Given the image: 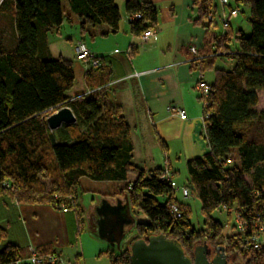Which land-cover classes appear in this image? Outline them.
I'll use <instances>...</instances> for the list:
<instances>
[{"label":"trees","instance_id":"16d2710c","mask_svg":"<svg viewBox=\"0 0 264 264\" xmlns=\"http://www.w3.org/2000/svg\"><path fill=\"white\" fill-rule=\"evenodd\" d=\"M63 1L78 18L81 37L100 26L110 34L118 31L121 16L116 0H0V15L15 33L13 42L3 40L7 23L1 24L0 197L6 195L18 205L59 209L63 203L69 208L81 179L114 183L122 187L109 197L126 196L135 220L129 229L136 234L111 264H129L132 243L159 234L177 243L190 259L195 248L205 246L221 251L227 264H264V250L245 245L252 229L249 220L264 218V107L257 108L264 99V0H232L239 13V8L247 9L250 34L233 33L228 27L219 40L211 38L213 46L207 42L208 51L191 65L204 77L211 74L203 111L209 114L204 134L210 150L186 162L185 188L195 194L206 216L205 228L200 230L190 223V207L178 202L171 185L159 179L162 169L138 170L129 181L128 173L136 171L130 128L108 107L102 88L105 80L99 75L96 85H88L90 92L70 98L66 95L73 88L72 62L42 57L38 30L46 34L61 27L66 20ZM192 6L197 13L193 24L207 34L204 21L213 10L212 1L192 0ZM124 12L134 37L156 25L157 13L146 1L126 0ZM135 15L140 18L131 19ZM231 41L237 45L233 50ZM226 61L233 63L231 69L218 66ZM92 70L85 73L87 81L94 76ZM63 107L76 121L61 126L56 137L46 119ZM172 204L178 217L171 213ZM216 211H224L228 221L231 214L238 217L248 229L239 232L233 223L226 233L227 225L210 218ZM140 214L146 222L137 221ZM6 237L0 227V242ZM36 249L54 251L50 245ZM25 256V248L7 244L0 251V264Z\"/></svg>","mask_w":264,"mask_h":264},{"label":"crops","instance_id":"0c3cea01","mask_svg":"<svg viewBox=\"0 0 264 264\" xmlns=\"http://www.w3.org/2000/svg\"><path fill=\"white\" fill-rule=\"evenodd\" d=\"M120 1L122 10L119 8L118 10L121 21L116 34H110L106 26H100L89 30L90 43L84 39L87 35L81 37L82 40L78 42L84 43L99 60V66L92 70L93 78L86 80L85 73L88 70L84 71L83 64L75 60L74 50L71 59L64 57L62 51L54 50V41L61 39L64 22L57 31L44 34L38 30L41 55L71 61L74 82V69L77 67L81 69L83 81L80 82L81 93L77 98L90 92L88 85H96L95 81L100 75L105 80L102 88L107 96L108 107L117 111L130 128L132 163L136 154H151L153 156L149 162L153 160V163L154 161L158 163L153 168L135 166V172L162 169L163 156L172 173L170 156L177 162L182 158L186 163L207 154L210 150L204 132L199 130V118L203 109L196 90V81L199 78L207 81L199 71L191 68L193 63L200 60L192 57L189 48L195 45L199 54L204 56L210 46L206 45L207 42L213 46L211 38L219 40L225 31L216 34L215 28L218 24L216 20L212 25H207L209 31L207 34L205 29L195 26L193 21L197 13L192 6V0H145L157 13V22L152 28L156 34L141 47L140 37H134L130 33L128 16L124 12L126 0ZM65 8L68 9L67 4ZM230 8L235 7L230 5ZM77 21L79 23V20ZM230 21L229 28L235 33L236 31L231 29ZM75 46L76 44L74 48ZM74 63L77 67H74ZM81 85H84L85 90H82ZM95 89L97 88L93 90ZM71 91L66 96L74 98L69 95ZM169 107L182 110L186 120L182 121L170 114L167 110ZM59 129L53 131L56 137ZM157 153L158 158H155L154 154ZM84 180L87 179H81L80 182ZM105 200L111 204L115 201L109 196ZM1 201L6 206L4 197Z\"/></svg>","mask_w":264,"mask_h":264},{"label":"rangeland","instance_id":"374dc122","mask_svg":"<svg viewBox=\"0 0 264 264\" xmlns=\"http://www.w3.org/2000/svg\"><path fill=\"white\" fill-rule=\"evenodd\" d=\"M66 2H62V7L65 9L66 21H64V27L61 30V39L54 41V50L62 51L64 57L71 59L73 55L74 45L82 40L79 29L78 19L75 15L70 13L65 8ZM116 4L120 10H122V2L116 0ZM229 5L234 7L232 0ZM225 12L228 13L229 9L226 8ZM70 17H69V16ZM238 19L231 20L230 25L233 31L240 30L243 35L248 36L250 34V25L248 23V11L246 8L241 7V13L238 15ZM68 19H70L68 21ZM215 20L218 22L215 28L216 34H221L223 27L221 21L218 19V15L215 16ZM7 23L5 27V33L1 36L3 40L13 42L15 33L9 27V20L6 17L0 15V28L1 24ZM71 22V23H70ZM84 39L87 43H90V37L86 36ZM231 50L235 49L237 45L234 41L229 44ZM75 54V52H74ZM77 65L74 63V67ZM219 67L231 69L233 63L231 61L218 63ZM83 70L89 69L86 65H83ZM75 82L72 91L69 95L77 98L80 95V82L82 77V71L77 67L74 69ZM211 74L205 75V80L210 81ZM85 90L84 85H81ZM198 93V92H197ZM199 95V93H198ZM260 99H263L260 96ZM264 100V99H263ZM263 100H260L258 109L264 107ZM200 105L202 106V101ZM203 114L199 118V130H203ZM153 155L149 154H136L134 158V166L138 167H150L153 168L156 164L155 161L150 163V158ZM160 156H162L160 152ZM155 158H158V153L154 154ZM161 164L164 167L165 158L161 157ZM170 161L173 169L172 185L174 187L175 198L178 202L186 204L190 207V223L195 230L205 228L206 216L200 210V204L194 193L190 192L187 198H183L181 189L188 187L187 185V170L186 163L181 158L177 160L170 156ZM144 164H141V163ZM153 163V164H152ZM140 165V166H139ZM148 169V168H147ZM136 176L135 171L129 172L128 179H132ZM249 182V179H246ZM81 181L80 185L75 188V193L71 195L74 197L73 204L68 208V212L64 213L56 207L47 205H18L13 202L9 197L4 195L6 200V206L2 203L0 197V227L7 232L5 240L0 242V251L7 244L25 248L26 246H32L34 248L50 245L56 253H59L64 259L66 264H111L118 260L120 252L112 250L106 243L99 241L93 236V229L90 227V217L94 213V207L99 204L101 197L111 196L115 194L121 185L114 183H96L92 181ZM211 220L226 226L225 232L228 233L229 226H233L234 217L231 214L229 221L224 211H216L210 215ZM139 223L146 222V219L140 214L137 218ZM136 234L135 229H126L124 239L121 242V251L125 248L127 242Z\"/></svg>","mask_w":264,"mask_h":264},{"label":"water","instance_id":"95a60500","mask_svg":"<svg viewBox=\"0 0 264 264\" xmlns=\"http://www.w3.org/2000/svg\"><path fill=\"white\" fill-rule=\"evenodd\" d=\"M72 112L63 107L46 119L49 130L55 131L63 125L75 123ZM126 196L115 199L114 204L102 199L94 207L90 217V227L93 236L106 243L112 250L120 251L126 229L134 226ZM209 249L205 246L197 247L193 251L192 259L184 255L177 243L166 239L162 234L144 240H138L130 246L129 264H227L226 259L216 258L208 260Z\"/></svg>","mask_w":264,"mask_h":264},{"label":"built area","instance_id":"2783aa9c","mask_svg":"<svg viewBox=\"0 0 264 264\" xmlns=\"http://www.w3.org/2000/svg\"><path fill=\"white\" fill-rule=\"evenodd\" d=\"M145 0H138V2H144ZM213 5V10L209 13L207 19L205 20L206 25H212L215 21V16L218 15L219 21H221L223 30L225 31L229 27V21L232 19H235L239 15V11L235 8H230L229 2L230 0H211ZM228 8L229 12L226 13L225 9ZM139 19L140 15H135L131 19ZM155 30L149 29L145 31L140 36L141 41V47L146 44V42L149 39H153L155 37ZM75 60L77 62H80L83 65H86L89 69H95L99 66V60L96 56H94L84 45V43L80 42L78 43L75 48ZM189 52L192 55V57L195 60H201L203 58L202 55L199 54L198 49L195 45H192L189 48ZM114 53H117V51H114ZM129 53V51H127ZM214 56V55H212ZM87 69V70H89ZM196 90L199 93V99L202 101V109L203 111L207 108V99L209 98V87L205 81H203L201 78H199L196 81ZM168 112L170 114H173V116L178 117L180 120L184 121L186 120V115L182 110H180L177 107H169ZM203 118L201 119L203 121V130H204V124L205 120L209 117V114L207 112H202ZM166 163V162H165ZM172 173H170L168 169V165L164 164V167L162 168L161 172L159 173V179L162 182L169 183L173 190L174 187L172 185ZM2 188H8L7 184L1 185ZM182 197L185 199L189 196V191L187 188L181 189ZM71 196H68L69 200L71 199ZM59 210H61L64 213L68 212V207L66 204L61 203L58 206ZM171 213L178 217V209L175 205H170ZM249 223L251 224V231H250V237L249 240L245 243L246 247L252 248L254 250H264V218H261V216H258L257 218L249 220ZM234 224L237 227V230L239 232H244L248 229V225L246 222L238 219V217H234ZM9 264H66L64 259L61 257L59 253L56 252H40L38 249L29 246L26 248V256L25 257H17L14 261H12Z\"/></svg>","mask_w":264,"mask_h":264},{"label":"flooded vegetation","instance_id":"af4514ba","mask_svg":"<svg viewBox=\"0 0 264 264\" xmlns=\"http://www.w3.org/2000/svg\"><path fill=\"white\" fill-rule=\"evenodd\" d=\"M216 258H224L225 259V256L218 249L209 250L208 251V260L211 261V260L216 259Z\"/></svg>","mask_w":264,"mask_h":264}]
</instances>
